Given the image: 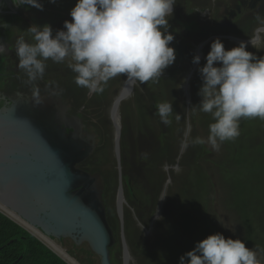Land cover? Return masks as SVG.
I'll return each mask as SVG.
<instances>
[{
  "label": "rangeland",
  "instance_id": "obj_1",
  "mask_svg": "<svg viewBox=\"0 0 264 264\" xmlns=\"http://www.w3.org/2000/svg\"><path fill=\"white\" fill-rule=\"evenodd\" d=\"M38 2L43 5L42 10L34 6L22 5L21 14L16 17L11 16L8 21L6 31L10 35L8 40L12 44L11 53L14 55L8 58V68H3L7 72L3 74L0 72L2 77L14 76V79L26 81V76L17 67L15 38L22 34L20 31L27 30L32 24L39 26L48 24L53 29V34L56 30H62L63 22L71 21L69 13L76 0H55V2L38 0ZM176 2L172 16L169 18V25H173L175 30L168 29L175 37L170 46L175 49L176 59L165 69L161 81L148 82L145 84L146 89L143 84L136 82L132 94L121 102L118 114L120 122L118 161L115 153V123L109 117V109L124 84L123 76L109 81L102 94L89 96L86 89L77 88L73 81L74 73L68 69L66 63L55 64L49 60L46 62L44 78L37 81L45 84V88L49 90V86H57L60 81L66 80L68 87L74 86V90H79L82 95L83 114L90 120L89 123H84L99 136V146L88 157L86 166L93 173L100 174L101 179L103 178L107 183L102 198L112 216L116 232L114 240L117 241L110 252L112 264H121L120 226L116 209L117 163L120 166L121 183L127 171L140 168V172L135 171L138 175L130 173L132 184L134 183L133 190L134 187L137 188L133 196L125 191L126 188L122 183L125 201L122 206V220L124 237L131 258L130 264H179V258L192 250L196 242L217 232L225 238L242 240L249 249L252 247L248 246V243L253 247L260 244L254 234L253 226L257 224L255 221L257 209L264 195V121L241 120V135L234 142L242 146V152L236 149L234 155L240 158L238 161L245 167H230L229 147L232 142H225L219 152L212 151L208 145L193 146L190 143V140L196 136L206 137L211 122L210 115L201 113L199 116H194L188 109L200 102L197 98L194 102L193 86L200 87L202 84L198 68L206 62L205 57L210 51L213 40L203 47L202 57L200 55V62L189 84L187 86L183 84L188 69L194 64L192 59L195 56V47L206 38L210 36L254 38L256 28L264 26L256 19L257 15L264 18V0H259L254 9L243 14L242 22L236 23H228L223 18L215 17L217 8L226 3V0H176ZM199 11L208 12L207 16L201 17ZM179 14L183 16L184 21H188L193 15L202 29L190 34L171 24ZM177 31L190 35L179 40ZM11 36L14 41L11 40ZM28 38L26 36V39ZM220 40L226 50L238 46L229 40ZM256 40L259 41L256 48L246 41L243 42L247 45L246 50L259 58L264 56V32L260 33ZM167 70L171 73L169 76H165L168 74ZM52 79L55 80L53 84L47 82ZM14 86L26 87L28 84L21 85L18 81ZM151 97L154 99L152 100ZM163 101L172 102L174 114H179L181 119L177 121L174 116L170 117L172 124L167 126L169 133L163 140L157 137L158 140L154 141L153 137L154 140L137 141L136 138L141 136L142 132L151 133L152 136H159L162 131L166 132L165 125L155 114L156 104ZM189 124L191 125V132L187 137L189 146L184 149L182 142L186 139L185 133ZM158 145L163 150H160ZM250 154H254L251 156L254 163L246 158ZM148 160L147 168L145 164ZM139 161L143 162L144 166L140 167ZM228 168L236 171L232 179L227 177ZM162 196L164 198L160 199ZM156 209L158 213H155ZM156 215L161 219L156 218L153 222L152 218ZM219 221L228 228L223 227ZM249 227L252 231L247 229ZM130 240L132 245L129 243ZM66 245L71 247V244ZM254 250L258 258L263 259L258 249L254 248ZM75 252L79 258L85 255L83 249ZM92 262L96 263L95 258H92ZM81 264L86 263L81 262Z\"/></svg>",
  "mask_w": 264,
  "mask_h": 264
},
{
  "label": "clouds",
  "instance_id": "obj_2",
  "mask_svg": "<svg viewBox=\"0 0 264 264\" xmlns=\"http://www.w3.org/2000/svg\"><path fill=\"white\" fill-rule=\"evenodd\" d=\"M12 3L43 8L38 0H12ZM176 3V0H76L69 13L71 21L65 20L63 29L55 34L48 24H32L20 31L22 34L14 41L17 67L26 76L25 82L32 85L35 103H42L36 82L44 78L49 60L66 63L74 73L76 86L86 89L89 96L102 94L109 81L121 76L141 84L158 82L176 59L175 49L170 46L175 37L168 30ZM256 19L264 25V18L257 15ZM257 32H264V27ZM248 43L256 48L259 41L250 39ZM246 47L241 41L226 50L218 37L211 42L206 62L198 68L202 80L198 90L200 102L188 109L194 116L210 115L211 122L207 136L192 138L191 145H208L219 152L225 142L240 137L241 120L264 121V56L258 58ZM4 51L5 45L0 44V53ZM192 62L199 64L200 56H193ZM155 107V114L165 126L172 124L170 117L181 119L174 114L172 102H159ZM190 132L189 124L182 142L184 149L189 146ZM179 264H261V260L242 240L225 238L217 232L196 242L192 250L179 258Z\"/></svg>",
  "mask_w": 264,
  "mask_h": 264
},
{
  "label": "water",
  "instance_id": "obj_3",
  "mask_svg": "<svg viewBox=\"0 0 264 264\" xmlns=\"http://www.w3.org/2000/svg\"><path fill=\"white\" fill-rule=\"evenodd\" d=\"M217 37L233 43L242 40L229 36ZM217 37L206 38L199 47L203 49ZM188 79L185 86L188 85ZM122 89L113 99L111 106L114 108L130 96L122 95ZM41 98L42 103L39 104L31 96L0 106V205L65 248L68 255L76 258L79 264L82 261L112 264L110 250L115 240L106 220L102 179L98 173L79 168L93 154L96 138L68 131L70 128L64 119L68 106L63 107L58 99L52 97ZM114 123L118 161V114ZM117 170L116 209L120 226L121 264H130L131 258L124 237L122 206L125 201L118 163ZM0 214L68 264L35 235L1 211ZM156 216L152 218L153 222ZM66 244H71V247ZM81 249L85 255L79 258L75 250ZM92 258H95L96 263L92 262Z\"/></svg>",
  "mask_w": 264,
  "mask_h": 264
},
{
  "label": "flooded vegetation",
  "instance_id": "obj_4",
  "mask_svg": "<svg viewBox=\"0 0 264 264\" xmlns=\"http://www.w3.org/2000/svg\"><path fill=\"white\" fill-rule=\"evenodd\" d=\"M259 0H226V3L221 4L217 8V12L215 14L216 18H223L228 23H236L241 21L243 14H247L250 12V10L254 9V6L257 4ZM12 6V7H11ZM236 6H238V11L236 10ZM22 5L16 6L12 3V0H0V24H6L8 25V21L10 20V17H16L18 14L21 13ZM11 9L13 11H11ZM233 12V15H230V13ZM21 17V16H20ZM198 29H202L201 26H197ZM7 27H0V44L5 45V51L3 53H0V72L3 74V72H7V70H4L3 68H8V58L11 55H14V53H11L12 44L8 40V32L6 31ZM12 41H14V38L10 37ZM181 40V39H179ZM201 49V47H200ZM202 50H200V55L202 56ZM194 55H197L196 52ZM4 59V61L2 60ZM10 59V58H9ZM6 75V73H5ZM5 77V79H4ZM20 81L21 85H27L26 82H22L19 79H14V76H0V106H4L6 104H10L11 101L19 100V99H25L32 96V85L23 87V86H14L13 85ZM67 81L62 80L60 81L57 86H49V90L45 88V84H41L40 82H36V85L40 89V96H48L52 97L54 99H58L63 107L68 106V110L64 113V119L67 122V126L70 128V132L77 131L81 135H93L94 138H96L97 144L95 147L94 152L96 151L97 147L99 146V136L98 134L91 128L87 127L84 122L89 123L90 120H88L87 117L83 114V108H81L82 104V95L79 90H74V86H67ZM79 88V87H77ZM81 108V109H80ZM119 114V111H118ZM165 149V148H164ZM141 155V154H140ZM89 161V158L86 159L84 162H82L79 165L80 169H84L85 171H89L93 173V171L89 170V168L86 166V162ZM84 164V165H83ZM140 167L144 166V163L139 161ZM148 168L149 166V160L148 163L145 164ZM147 168L145 171H147ZM135 171L140 172V168ZM135 171L129 170L126 174H124L122 183L123 186L126 188L125 191L133 196L134 191L137 189L136 187H133L132 185V179L130 177V173L133 175H138ZM147 174V172H145ZM141 178V177H140ZM104 184V179L102 178V185ZM123 191V187H122ZM104 187H103V195H104ZM103 199V198H102ZM262 208L264 207V198L260 201ZM104 203V200H103ZM259 215V214H258ZM257 215V217H258ZM256 225L253 226L254 234L258 235L260 244L257 247H253L250 243L247 245L252 247L253 249H258V251L261 253V259L262 264H264V216L262 214V217L257 218ZM248 230L252 231L251 227L247 228Z\"/></svg>",
  "mask_w": 264,
  "mask_h": 264
},
{
  "label": "trees",
  "instance_id": "obj_5",
  "mask_svg": "<svg viewBox=\"0 0 264 264\" xmlns=\"http://www.w3.org/2000/svg\"><path fill=\"white\" fill-rule=\"evenodd\" d=\"M183 16L181 14L178 15L177 19H175L173 21V23L175 26H178V28H180L181 30H185L186 32L188 31L190 34L195 33L198 30L197 26H200L199 22L197 21V19H195V17L192 15L190 17V19L188 21H184ZM169 29L171 30H175V27L173 25H170ZM178 36L180 37V39H182L183 37L190 35V34H185L183 31L179 32L177 31ZM4 61V59H2ZM168 74H166L165 76H169L171 73L167 70ZM164 74V73H163ZM164 76V78H165ZM57 79V78H54ZM54 79L52 80H48L47 82H53L54 83ZM66 79V78H65ZM162 79V77H161ZM161 79L159 81H161ZM51 83V84H53ZM144 83L143 86L146 89V86ZM197 86V85H196ZM151 87V86H150ZM152 89H154V87H151ZM199 86L198 87H194L193 86V93H194V102H196V98L197 99H201V97L198 95V90H199ZM149 89V88H147ZM147 92V91H146ZM149 96V95H148ZM150 97V96H149ZM151 99L153 100L154 98L151 97ZM197 102H199L197 100ZM164 129L166 132L162 131L161 134L158 136H152L151 133H144L142 132L141 136H139L137 141H142L144 139L146 140H155L157 141V137L160 138V140H163L165 138L166 135H168L169 131L167 126H164ZM144 133V134H143ZM154 137V138H153ZM162 145V143L160 144ZM158 145L160 147V150L163 148H161V146ZM230 167H245L242 166L241 163L238 161L240 158L234 155V153L236 152V149H239L242 152V146H238L236 145L235 142H232L230 147ZM128 150V149H127ZM160 152V151H158ZM254 154H250L249 156H247L246 158H249L253 163L255 161H253V158L251 156H253ZM257 156V154H255ZM243 163V161H242ZM228 165V166H229ZM236 175V171L235 170H229V168L227 169V177H229L230 179H232V177ZM104 187V191H106L107 189V183L104 182L103 184ZM264 198V195L262 196V198L260 199V201ZM261 202H259L258 205V209H257V215L258 217H256L255 220H257V218L262 217V214L264 216V207L262 208V206L260 207ZM105 212H106V220L107 223L112 231L113 237L115 238L116 236V232L114 229V222L112 220V216L109 213V209L108 207L105 205ZM127 226V225H126ZM117 227V226H116ZM126 229V227H125ZM127 231V229H126ZM257 240L259 241V236L255 235ZM128 238H130V235L128 234ZM130 245H132L131 240L129 241ZM117 244V241L115 240V244L113 247H115ZM112 247V248H113ZM111 252V250H110ZM144 257L146 258V256L144 255ZM16 262V263H15ZM86 264H91L89 261H82ZM66 264L64 263L61 259H59L55 254H53L49 249H47L46 247H44L39 241H37L35 238H33L32 236H30L27 232H25L23 229H21L20 227H18L17 225H15L14 223H12L11 221H9L7 218H5L3 215L0 214V264Z\"/></svg>",
  "mask_w": 264,
  "mask_h": 264
},
{
  "label": "bare ground",
  "instance_id": "obj_6",
  "mask_svg": "<svg viewBox=\"0 0 264 264\" xmlns=\"http://www.w3.org/2000/svg\"><path fill=\"white\" fill-rule=\"evenodd\" d=\"M207 13L208 12H206V11H199V15H201V17H203V18H205L207 16ZM261 27H264V26H261ZM261 27H258V28H261ZM257 29L254 31V38L252 40H256L259 37L260 33H262V32L258 33ZM245 40H250V39H245ZM245 40L242 39V40H238V41L241 42V41H245ZM236 43L239 44L238 42H236ZM246 43L249 44L248 41H246ZM200 50H202V48L200 49L199 45L195 47V52L199 56H200ZM195 67H196V64H193V66H191L188 69V71H187V73L185 75V80H184V84H183L184 86H185V82H186V80L188 78H189L188 79L189 81H188L187 84H189L192 76L194 75V73L196 71ZM134 86H135L134 82L127 81L125 79L124 84L122 85V87H123V89L121 91L122 95H125V94L126 95L127 94L131 95ZM181 87H183V86H181ZM182 90H183V88H182ZM185 92H187V91L185 90ZM120 105L121 104H118V106L116 108H114L112 106L110 107V109H109V117H110V119L112 121H114L117 118V114H118ZM0 211L2 213H4L6 216H8L10 219H12L14 222L19 224L21 227H23L25 230H27L28 232H30L31 234H33L37 238H39L46 246H48L54 253H56L59 257H61L65 262H67L68 264H79V262L77 260H75L70 255H68V252H67V250L65 248L55 244L53 241H51L48 238H46L45 236H43L39 231L35 230L33 227H31L30 225H28L27 223L22 221L17 215H15L14 213L10 212L6 208L2 207L1 205H0Z\"/></svg>",
  "mask_w": 264,
  "mask_h": 264
}]
</instances>
